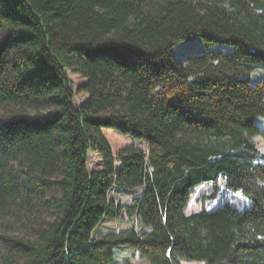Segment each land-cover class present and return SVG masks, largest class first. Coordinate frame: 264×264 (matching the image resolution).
<instances>
[{
    "label": "trees",
    "instance_id": "obj_1",
    "mask_svg": "<svg viewBox=\"0 0 264 264\" xmlns=\"http://www.w3.org/2000/svg\"><path fill=\"white\" fill-rule=\"evenodd\" d=\"M195 38L233 52L175 61ZM256 69L264 0H0V264H132L119 246L149 264H264ZM107 130L147 148L114 155ZM207 185L247 206L188 215ZM105 220L117 229L96 236Z\"/></svg>",
    "mask_w": 264,
    "mask_h": 264
},
{
    "label": "rangeland",
    "instance_id": "obj_2",
    "mask_svg": "<svg viewBox=\"0 0 264 264\" xmlns=\"http://www.w3.org/2000/svg\"><path fill=\"white\" fill-rule=\"evenodd\" d=\"M217 52L224 55H229L233 52V48L229 46H217L207 49L204 42L201 38L191 39L185 42L180 43L175 46L171 53L175 61L180 64H186L189 56H198L205 54L207 52ZM70 80L72 81L73 88L76 92V97L74 99V105L76 109H80L84 103L86 97L82 94L77 93L78 87L82 84L83 80L77 76L69 75ZM264 80V70L256 69L251 74L250 80L252 83H255L257 80ZM257 124L264 128V118H259ZM105 135L109 141V144L112 148L114 155L119 152L121 149L129 146H135L140 149H146V145L142 141H135L129 136L121 135L120 133L114 130L105 131ZM254 141L259 149L260 153L264 155V138L256 137ZM99 158L90 153L88 169L89 172H93L99 164ZM264 163V161H263ZM144 188L139 187L133 190H123L118 189L113 198L118 204L127 205L130 204L133 199L139 198L142 196ZM229 202L237 207H246V204H243V196L227 191L224 186L217 189L214 185H207L201 188H198L196 192L190 198V204L186 213L188 215L193 213L201 212L203 209L211 212L221 203ZM118 226V221L115 220H105L97 228L95 235L100 236L116 230ZM125 227L124 223H120V228ZM110 251L114 255V259L118 263L130 262L132 264H149L147 261L140 259L138 256L134 255V249L129 246H119V247H110ZM181 264H205L202 262H193V261H183Z\"/></svg>",
    "mask_w": 264,
    "mask_h": 264
}]
</instances>
